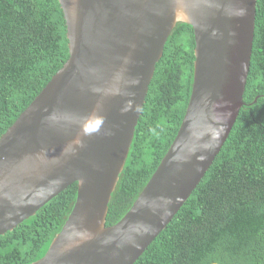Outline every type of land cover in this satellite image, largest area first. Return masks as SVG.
<instances>
[{"label":"water","instance_id":"water-1","mask_svg":"<svg viewBox=\"0 0 264 264\" xmlns=\"http://www.w3.org/2000/svg\"><path fill=\"white\" fill-rule=\"evenodd\" d=\"M69 59L0 139V237L74 184L75 206L33 264H135L197 189L244 107L257 0H58ZM178 24L193 28L192 94L130 211L107 227L149 86Z\"/></svg>","mask_w":264,"mask_h":264},{"label":"trees","instance_id":"trees-1","mask_svg":"<svg viewBox=\"0 0 264 264\" xmlns=\"http://www.w3.org/2000/svg\"><path fill=\"white\" fill-rule=\"evenodd\" d=\"M244 107L197 189L135 264H264V0ZM69 59L58 0H0V139ZM194 31L178 24L156 66L107 227L130 211L168 153L194 81ZM74 184L13 232L0 237V264L45 257L77 200Z\"/></svg>","mask_w":264,"mask_h":264}]
</instances>
